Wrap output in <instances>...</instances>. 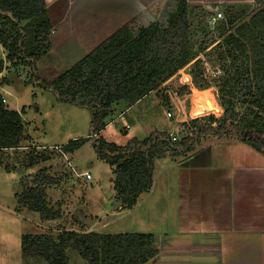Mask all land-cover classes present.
<instances>
[{"label": "trees", "instance_id": "obj_1", "mask_svg": "<svg viewBox=\"0 0 264 264\" xmlns=\"http://www.w3.org/2000/svg\"><path fill=\"white\" fill-rule=\"evenodd\" d=\"M254 3L260 5L264 0ZM48 11L45 0H0V42L12 64L30 67L27 83L52 91L59 101L94 110L89 137L71 140L62 151L72 153L92 139L99 158L113 166L115 189L125 208L133 207L139 196L151 189L157 159L187 156L207 138H235L264 154V7L247 19V9L237 11L231 5L227 23L232 27L210 49V68L223 71L213 76L223 110L220 117L190 119L181 137L154 129L146 137H132L125 144L99 135L110 123L108 117L115 112L118 101L131 105L163 87L192 60L198 42L207 48L219 38V29L213 34L210 31L208 39L197 41L192 30L195 13L207 23L209 13L202 6L191 10L188 0H179L167 25L154 21L135 32L125 24L68 70L44 76L38 61L51 47L53 23ZM194 62L188 72L195 84L200 89L211 86L208 76L212 70L206 60L199 57ZM3 65L0 60V71ZM6 82L7 78H0V148L17 145L25 129L22 111L6 106L2 93ZM175 87L178 94L190 91L188 84ZM59 182L47 169H40L24 181L25 190L19 200L39 212L43 221L53 224L63 214L49 207L47 189ZM22 247L26 256H40L52 264H68L69 248L77 250L90 264H143L158 253L154 234L75 229H64L58 238L50 233L25 234Z\"/></svg>", "mask_w": 264, "mask_h": 264}, {"label": "rangeland", "instance_id": "obj_2", "mask_svg": "<svg viewBox=\"0 0 264 264\" xmlns=\"http://www.w3.org/2000/svg\"><path fill=\"white\" fill-rule=\"evenodd\" d=\"M66 2L67 0H61L59 6ZM131 2L135 4L138 3V0H131ZM127 3L128 0H77L76 6L113 9L115 5L116 8H121L122 6L127 8ZM188 3L191 6V10L195 6H202L209 13L208 18L217 16L218 12L223 13V17L216 22H212V24L210 21L209 23L205 20L200 21L199 13L197 12L192 24L194 34L198 36L196 38L197 41L204 40V38L208 39L210 37L209 32L211 31L213 34L217 29L220 31L219 38L207 48H204L203 44L198 42L194 46V57L192 60L178 72V76L166 81L163 87L149 92L131 105L128 103L127 105H117L115 109L116 116L118 117L125 113L131 119L133 126H135L132 132L117 131L122 125L121 122H117L118 119L116 120L117 125H111L113 118H115L113 116L108 118L110 123L99 132L100 136L117 144L127 143L128 139L137 132L140 133V129L143 134H146L145 137L154 129L168 130L175 136L176 123L180 120L185 121L210 115L221 116L223 110L218 99L213 76L219 75V71L222 74L223 71L219 70L217 72V68H210L212 61L209 55L211 54L210 49L212 46L221 41L229 32V28L232 27L227 23L230 14L229 7L237 3L220 1L197 3L189 2V0ZM177 4L178 0H170V10H175ZM260 7H264V3L258 5L253 2L251 4L235 5L237 11L242 8L247 9L249 14L247 19ZM163 12L162 15H159V21L162 26H165L169 15H167L166 9ZM116 13L115 11L114 16L111 14L106 17H115ZM129 17L131 16L128 14L123 20ZM91 18L93 16L90 14L83 16V19L87 21ZM101 24V21H96V26L94 27L99 29ZM65 26L67 25H63V27ZM87 26L95 29L91 25ZM135 27L134 30L137 32L139 26L135 25ZM73 29H75L74 26ZM113 31L115 30H111L109 35ZM68 33L72 34V31L70 30ZM85 33H89V31H85ZM87 35H83L85 42H87L85 39L88 37ZM71 43L72 41L69 37L61 39L59 55H55L57 48L53 50L54 61H51L52 55H48L49 57L38 62L39 71L42 75L49 76L53 72H61L63 66H60V64L63 63V56L66 53L65 46H70ZM2 49L0 47L1 60L4 57ZM70 57L72 59V56ZM199 57L206 60L205 64L209 71L212 70L210 76H208L211 86L203 89H200L195 84L192 75L188 72L189 68L195 65L194 61ZM5 62L9 63L7 66L8 70L3 71V75L0 76L7 74L10 79L2 85V93L6 95V106L8 108L22 111L25 129L17 145L0 148V264H52L40 256H26L22 247L23 235L50 233L55 238H58V235L64 229H75L84 232L93 230L90 229L93 227L97 228L100 220L99 216H104L105 212L115 210L113 207V193L116 190V176L113 166L97 155L92 139L72 152V154L62 151L63 146L71 140L89 137L94 110L59 101L52 91L41 89L42 87L35 86L32 83L27 84L26 78L29 75H26V68L23 65L15 66L10 63L7 57L4 60V64ZM186 73L191 75L189 82L185 81L184 75ZM179 83L188 84L190 91L185 94H178L175 86ZM196 88L200 90L197 94ZM207 89H210V91ZM213 94L220 106V110L218 104L216 105L211 100L210 108L206 109L205 112H199L198 105L201 103L198 100L201 97L209 98ZM169 111H172L171 114H169ZM211 138L209 139L211 140ZM211 145L214 149L216 144L211 141ZM170 158L175 161L177 159L176 156H170ZM43 168L60 179L59 183L52 184L47 189L49 207L54 208V210H61L63 214L59 220H54L53 224L43 221L39 212L30 210L19 200V195L25 190L24 181L30 180L31 176ZM85 173H90L91 177H87ZM115 194L119 200L117 191ZM121 205L124 207V204L121 203ZM106 215L105 221L107 219L113 221V219L108 218V216L112 215L111 212ZM125 220L129 223L128 218L119 219L118 217L116 219L117 223L113 221L112 224H122ZM57 223L62 225L57 226ZM125 227L128 226L125 225ZM108 229L112 230L113 227L110 226ZM68 253L70 256L68 264H90L77 250L69 248Z\"/></svg>", "mask_w": 264, "mask_h": 264}, {"label": "crops", "instance_id": "obj_3", "mask_svg": "<svg viewBox=\"0 0 264 264\" xmlns=\"http://www.w3.org/2000/svg\"><path fill=\"white\" fill-rule=\"evenodd\" d=\"M45 1L53 27L49 35L51 47L40 60L52 55L51 61H54L55 55H59L60 40L69 37L72 43L65 46V62L63 60L60 64L63 66L61 72L71 68L102 40L108 38L111 30L116 31L125 24L132 29L138 25L140 30L159 21V15L164 13V9L167 15L176 10H170V0H138L135 4L128 0L127 8H116L115 5L113 9L82 8L76 6L77 0H67L61 6V0ZM191 1L236 2L235 5H238L251 4L255 0H189ZM115 11V17H106L111 14L114 16ZM86 14L93 18L88 21L83 19ZM128 14L131 17L123 20ZM96 21L102 23L99 29L94 27ZM70 30L72 34L68 33ZM82 34H88V37L85 36L87 42ZM0 47L3 48L5 60L8 52L2 43ZM54 48H57L55 55ZM8 64L5 62L0 75L8 70ZM23 66L26 68V75L30 76V67ZM3 77L8 81L10 79L7 74L0 76ZM199 91L196 88V94ZM3 96L7 101L4 93ZM211 100L218 104L214 94L209 98L201 97L198 101L209 109ZM118 104L127 105V102L120 100ZM113 116L115 118L111 125H117L118 121L122 125L117 131L129 132L123 130L125 122L132 125L131 132L134 130L135 126L125 113L117 117L114 112L108 118ZM145 135L140 129V133L137 132L133 137L144 138ZM211 141L216 144L214 149ZM176 158L175 161L167 155L157 159L153 185L149 191L139 196L133 207L124 208L121 205L123 201L120 198L118 200L114 189L115 210L110 211L112 217L108 218L113 219L114 223H117L118 217L128 218L129 223L126 220L122 224H112L113 221L109 219L105 221L106 214L110 213L105 212L104 216H99L97 228L90 229L98 233L154 234L158 253L143 264H264V155L243 141L225 136L211 140L207 138L194 152ZM110 226L113 231L108 229Z\"/></svg>", "mask_w": 264, "mask_h": 264}, {"label": "built area", "instance_id": "obj_4", "mask_svg": "<svg viewBox=\"0 0 264 264\" xmlns=\"http://www.w3.org/2000/svg\"><path fill=\"white\" fill-rule=\"evenodd\" d=\"M221 17H223V13L222 12H218L217 16H212L210 18H208V21L212 22H216L218 19H220ZM213 24V23H212ZM5 101V98H4ZM172 111H169V114H171ZM190 119L187 120H180L176 123V135L174 136V138L176 137H181L183 134L186 133L187 131V126L185 125V122L189 121ZM124 131H131L132 130V125L128 122L124 123V127H123ZM87 177H91L90 173H85ZM84 174V175H85Z\"/></svg>", "mask_w": 264, "mask_h": 264}, {"label": "bare ground", "instance_id": "obj_5", "mask_svg": "<svg viewBox=\"0 0 264 264\" xmlns=\"http://www.w3.org/2000/svg\"><path fill=\"white\" fill-rule=\"evenodd\" d=\"M184 77L186 78L185 81H187V82L190 81V76L188 77V76H187V73H186V75H184ZM182 81H183V80H182ZM185 81H184V82H185ZM198 106H199V109H198L199 112H205L206 107L204 106V104H199Z\"/></svg>", "mask_w": 264, "mask_h": 264}]
</instances>
